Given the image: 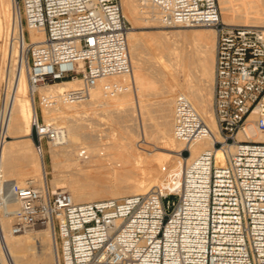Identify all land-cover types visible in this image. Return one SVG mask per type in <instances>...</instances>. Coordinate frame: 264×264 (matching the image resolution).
Segmentation results:
<instances>
[{"label":"built area","instance_id":"built-area-1","mask_svg":"<svg viewBox=\"0 0 264 264\" xmlns=\"http://www.w3.org/2000/svg\"><path fill=\"white\" fill-rule=\"evenodd\" d=\"M13 2L20 17L10 39L17 53L6 60L13 63V79L24 60L32 89L80 79L78 88L65 91L68 100L101 80L134 73L121 0ZM147 6L163 26L207 25L216 31L213 147L190 158V144L211 128L179 95L174 133L185 147L163 182L144 193L88 202L49 185L10 182L18 202L12 232L52 227L58 264H264V140L253 137L260 132L264 139V27L223 22L219 0H142V10ZM31 30L43 32L44 39L34 42ZM2 82L4 105L9 81ZM103 87L113 91L117 83L106 80ZM63 133L38 112L32 119L41 152ZM7 139L0 116V144ZM2 205L0 184V215Z\"/></svg>","mask_w":264,"mask_h":264},{"label":"bare ground","instance_id":"bare-ground-1","mask_svg":"<svg viewBox=\"0 0 264 264\" xmlns=\"http://www.w3.org/2000/svg\"><path fill=\"white\" fill-rule=\"evenodd\" d=\"M141 1L121 0L125 18L144 28L161 25L155 17L156 11L151 12L149 6L142 10ZM219 3L223 22L264 27V0H219ZM19 24L13 0H0V40L4 41L0 45V80L6 77L9 81L0 116H5L6 133L16 138L0 144V184L5 199L0 215V263L58 264L52 227L31 226L21 233L12 232L18 202L10 191V182L24 186L32 182L37 188L50 182L52 190L67 189L76 202L146 192L164 181L185 147L174 133L175 103L179 95L192 102L211 128L210 133L190 144V158L212 148L218 138L212 107L217 34L210 27L159 29L154 33L152 56L144 62L142 43L136 31L128 29L134 73L101 80L79 98L65 100V91L78 88L80 79L40 84L32 89L27 60L20 64L13 79V63L7 64L6 60L17 53L10 39L18 33ZM31 36L34 42L44 39L41 31L31 30ZM106 80L116 82L117 87L106 91L103 87ZM35 90L42 96L45 122L64 128L57 140L49 142L50 181L44 151H39L28 137L32 119L38 112ZM152 96L156 97L154 102L148 101ZM105 110L109 113H104ZM113 129L122 133L114 136L110 133ZM252 129V126L247 128ZM253 137L264 140L260 132ZM218 157L223 163L221 152ZM90 166L93 170L102 168V172L93 174Z\"/></svg>","mask_w":264,"mask_h":264},{"label":"rangeland","instance_id":"rangeland-1","mask_svg":"<svg viewBox=\"0 0 264 264\" xmlns=\"http://www.w3.org/2000/svg\"><path fill=\"white\" fill-rule=\"evenodd\" d=\"M220 4V3H219ZM126 22L129 26L128 29H132V30H135L136 31V34L138 35L139 39H140V42L142 43V61L146 62L148 58H150L152 56L151 52H152V41H153V38L155 37V34L154 33H157L156 31L159 30V29H166V30H170V29H184V28H198V27H210V26H182V25H177L176 27H167V26H151V27H148V28H144V27H139V26H134V24L132 23V21L128 18H126ZM134 27V28H133ZM212 28V27H210ZM216 38H217V35H216ZM4 41L3 40H0V45L3 43ZM1 59H2V53L0 52V74L1 73ZM213 87H214V80L212 81V90H213ZM34 97H35V101H36V104H37V111H38V114H39V117H40V120H44L45 121V118L43 116V113H42V107H41V98L42 96L39 94V91L35 90L34 92ZM3 96H4V85H3V82H2V79L0 80V108L3 106ZM150 100H149V99ZM148 101L150 102H154V99H156V97L152 96V97H148ZM104 113L108 114L109 111L108 110H105ZM151 113V111H150ZM149 113V114H150ZM153 113V112H152ZM110 133L112 135H119L120 133H122L121 131H115L114 129L110 131ZM33 142L34 144V140L32 138V134H30L28 136ZM10 139H16L13 135L11 134H8V140ZM18 139V138H17ZM149 146L151 148H153V144H149ZM48 149H49V144L46 145L44 147V155H45V162H46V168H47V171H48V178H49V181L52 177V162H51V157H50V154L48 152ZM172 154H176V152L174 151H171ZM98 168V167H97ZM98 169H102V168H98ZM90 170H92L93 174H100L102 171L100 170H97L95 167H94V170H93V166H90ZM90 170H88L90 172ZM104 174V173H103ZM49 186L50 188L52 189V185L51 183L49 182ZM67 190V189H66ZM172 199H175V198H172ZM35 227L36 229H45L46 226L44 225H41V224H38V225H35L33 226ZM49 240V237L47 238V242Z\"/></svg>","mask_w":264,"mask_h":264}]
</instances>
